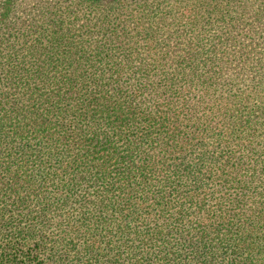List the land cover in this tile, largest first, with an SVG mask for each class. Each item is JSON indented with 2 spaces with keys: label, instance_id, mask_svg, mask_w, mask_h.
Returning a JSON list of instances; mask_svg holds the SVG:
<instances>
[{
  "label": "trees",
  "instance_id": "16d2710c",
  "mask_svg": "<svg viewBox=\"0 0 264 264\" xmlns=\"http://www.w3.org/2000/svg\"><path fill=\"white\" fill-rule=\"evenodd\" d=\"M248 6L0 0V264H264Z\"/></svg>",
  "mask_w": 264,
  "mask_h": 264
},
{
  "label": "rangeland",
  "instance_id": "374dc122",
  "mask_svg": "<svg viewBox=\"0 0 264 264\" xmlns=\"http://www.w3.org/2000/svg\"><path fill=\"white\" fill-rule=\"evenodd\" d=\"M45 1V0H17V6L20 7L22 10H27L26 6H30L33 7V5H36V7L38 8L42 2ZM228 1V0H226ZM233 2H247L251 8H249V6L247 7V14L246 16H248L249 14H251L253 11V8L254 7H257L256 9L258 10H262V13L264 15V0H232ZM36 8V9H37ZM245 12V11H244ZM244 16V17H246ZM264 19V17H263ZM264 31V29H263Z\"/></svg>",
  "mask_w": 264,
  "mask_h": 264
}]
</instances>
